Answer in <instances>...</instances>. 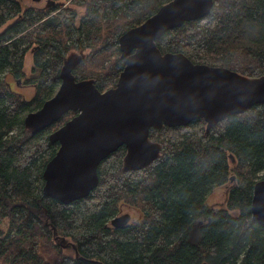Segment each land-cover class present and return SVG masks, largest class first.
Returning <instances> with one entry per match:
<instances>
[{
  "label": "trees",
  "instance_id": "trees-1",
  "mask_svg": "<svg viewBox=\"0 0 264 264\" xmlns=\"http://www.w3.org/2000/svg\"><path fill=\"white\" fill-rule=\"evenodd\" d=\"M52 1L36 9L0 0V262L264 264V222L250 211L253 187L264 179V102L214 125L200 119L150 129V163L127 169L123 145L100 163L85 198L64 205L44 195L43 171L59 148L49 136L77 113L38 130L28 129L27 117L55 94L66 57L87 51L70 69L73 80L114 88L127 59L119 39L171 0ZM156 46L162 55L264 79V0H212L204 18L164 33ZM8 76L33 95H21ZM231 177L225 207L209 206L207 197ZM123 204L140 220L110 227ZM56 236L75 249L65 251Z\"/></svg>",
  "mask_w": 264,
  "mask_h": 264
},
{
  "label": "water",
  "instance_id": "water-1",
  "mask_svg": "<svg viewBox=\"0 0 264 264\" xmlns=\"http://www.w3.org/2000/svg\"><path fill=\"white\" fill-rule=\"evenodd\" d=\"M54 4L47 0L45 7ZM211 6L212 0H171L121 36L119 47L127 59L114 88L100 92L90 81L75 82L70 75L75 64L62 70L53 97L27 117V124L35 123L38 130L63 113H77L49 136L59 148L43 171L44 195L64 205L85 198L97 187L100 163L123 145L128 149L127 169L150 163L156 154L147 143L150 129L187 126L200 119L214 125L264 102V79L248 80L157 49L156 40L164 33L204 18ZM250 211L252 221L264 222V179L253 187ZM130 220L124 213L111 225L121 229ZM65 241V247L75 249Z\"/></svg>",
  "mask_w": 264,
  "mask_h": 264
},
{
  "label": "rangeland",
  "instance_id": "rangeland-1",
  "mask_svg": "<svg viewBox=\"0 0 264 264\" xmlns=\"http://www.w3.org/2000/svg\"><path fill=\"white\" fill-rule=\"evenodd\" d=\"M46 1L47 0H41L40 2L37 3V2H33L32 0H22V5L24 7L28 6V7H32V8L38 9V8L45 7ZM2 30H0V32ZM86 54H87V51L86 52H70L68 54V56L66 57V59H65L64 68L67 67V66H70V65H74L77 62H80L86 56ZM31 66H32L31 53H28L26 55L25 65H24V71H25L26 74H29ZM6 80L8 82L12 83V85H14L12 79L9 76L6 78ZM13 88L16 91H18L21 95L26 97V98H30L33 95V92H34L33 88H23V87H21L20 83H17L16 85H14ZM33 125H35V123L32 122L28 126V129H31L32 127H34ZM125 164H126V161H125ZM234 179L235 178L230 179V183H228L227 185L216 188L207 197L206 202L208 203L209 206L222 207V208L225 207L228 189L231 186V182ZM124 213H129L130 214V216H131L130 224L131 223L132 224L137 223L140 220V211L138 209H136V208H133V207L129 206L128 204L119 205L118 215H116L115 217H117V216H119L121 214H124ZM5 227H6V221L1 222L0 223V229L1 230L4 229V231H5L6 230ZM194 235H195V230H192V236H194ZM68 249H70V247ZM11 250H12V247L10 248V252H9V255L12 256ZM70 253H71V251L70 252H68V251L66 252V254H68V255H70ZM0 264H4V262L1 261ZM17 264H19V263H17Z\"/></svg>",
  "mask_w": 264,
  "mask_h": 264
},
{
  "label": "flooded vegetation",
  "instance_id": "flooded-vegetation-1",
  "mask_svg": "<svg viewBox=\"0 0 264 264\" xmlns=\"http://www.w3.org/2000/svg\"><path fill=\"white\" fill-rule=\"evenodd\" d=\"M109 226L110 227H113L112 225H111V222H109ZM57 237V236H56ZM53 238H55V237H53ZM58 239V241H55L54 239V241L57 243V244H59L62 248H64V250L66 251L69 247H65L66 246V239L64 240V239H62L61 237H58L57 238ZM67 243H69V244H71L69 241H67ZM68 250H71V248L70 249H68Z\"/></svg>",
  "mask_w": 264,
  "mask_h": 264
},
{
  "label": "bare ground",
  "instance_id": "bare-ground-1",
  "mask_svg": "<svg viewBox=\"0 0 264 264\" xmlns=\"http://www.w3.org/2000/svg\"><path fill=\"white\" fill-rule=\"evenodd\" d=\"M175 29V28H174ZM173 30V29H172ZM179 55H181V56H184V57H186L185 55H183V54H181V53H178ZM187 58V57H186ZM188 59V58H187Z\"/></svg>",
  "mask_w": 264,
  "mask_h": 264
}]
</instances>
